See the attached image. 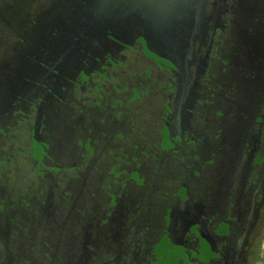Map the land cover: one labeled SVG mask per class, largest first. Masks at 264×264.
Here are the masks:
<instances>
[{
	"label": "flooded vegetation",
	"instance_id": "flooded-vegetation-1",
	"mask_svg": "<svg viewBox=\"0 0 264 264\" xmlns=\"http://www.w3.org/2000/svg\"><path fill=\"white\" fill-rule=\"evenodd\" d=\"M109 1L97 4L102 13L96 8L89 23L81 14L85 9L67 12L74 14L67 30L71 22L87 19L83 26L91 34L83 43H69L64 32L61 40L76 45L77 54L65 72L74 73L86 61L78 68L84 84L74 93L85 86L94 90L97 96L85 102L106 105L117 126L109 128L112 141L104 140L107 118L97 113L102 140L97 138L96 148L90 149L92 138L79 139L83 169L89 173L82 180L91 178L102 188L101 179H115L116 165L124 160L122 171L133 185L122 202L126 193L111 188L108 180L106 203L95 206L104 218L91 222L88 231H71L75 244L62 264H229L242 247L248 264L264 239V0H167L168 12L163 13L152 8L165 0H135V6L133 0ZM119 6L125 20L113 12ZM109 25L118 41L106 32ZM85 102L74 103L78 114ZM139 104L145 109L142 117ZM125 149L129 152L123 159L117 151ZM103 156L113 162L106 168ZM154 160L161 163L152 164ZM41 177L39 189L51 183ZM166 182L163 192L151 187ZM34 192L29 187L12 199L16 208L27 207L29 218L40 205ZM3 203L0 215L7 212ZM121 204L126 213L116 220ZM48 223L45 235L51 230ZM257 225L260 233L254 236ZM15 244L1 264H53L50 250L42 251L37 262ZM141 248L143 256L132 258Z\"/></svg>",
	"mask_w": 264,
	"mask_h": 264
},
{
	"label": "rangeland",
	"instance_id": "rangeland-1",
	"mask_svg": "<svg viewBox=\"0 0 264 264\" xmlns=\"http://www.w3.org/2000/svg\"><path fill=\"white\" fill-rule=\"evenodd\" d=\"M107 1L109 0H101L100 2L99 0H0V139L2 141L0 148L5 150L7 154L11 153L12 150V146L10 145L12 134L10 135L9 130L13 127L12 125L15 123L16 118L17 120L20 117L22 118L23 113L28 109L25 102L28 98H33V92H31L33 88L40 86L42 89L44 88L48 90L46 83H50V79L44 81V77L49 66L56 63V61H59L60 63L57 73H62L63 66L68 65V63L72 64V60L74 61L77 56L76 51L73 48L76 47V45H64L61 40L64 32L67 30L68 23L74 17V14L68 16L67 12L69 10L78 12V10L85 9L86 14H90L94 12L96 8L98 10L99 5L97 4H106ZM134 1L135 0L131 1V4L135 6L136 3H134ZM154 1L155 0H150L149 2ZM166 1L167 0H165V3H156L152 8V11L154 10L160 13L168 12ZM102 9L103 8H100L98 11L101 12ZM97 10L95 12H97ZM113 12L121 19L126 17L124 10H122V6L115 7ZM91 16L93 15L91 14ZM89 22L90 20L88 19V23ZM109 26L106 28H109ZM109 29L110 30H107L106 32L111 34L110 31H112L115 34L114 28L111 27ZM113 38L117 40L118 35H113ZM80 59L78 58V62ZM86 64L85 61L84 65L86 66ZM80 66L82 65L78 64L74 72H77ZM165 69L168 68L166 67ZM73 75V73H67L66 76L64 75V79L66 78L67 82L65 81L62 85H60V82H55V84H53V81L51 82V85L61 86L58 88L59 90L57 93H59L63 97V100L66 101L62 125L58 126L56 118L51 117L46 121L47 123L44 127L43 134L41 133V128L40 131L35 132L39 137L45 135L47 136V139L50 138L49 146L47 147L51 150V154L48 156L44 155L46 165L48 164L47 166L49 167L47 171L50 170L52 175L48 180L52 183L55 182V180L59 181L57 184L58 189H60V187H62L63 190L68 189V203L66 201L64 203L59 202L60 200L53 196V193H51L52 190L48 189V186H40V190H38L39 183L36 180H33L34 182L31 183L30 187L33 192L37 189V194L35 192L33 193L34 199L37 203L38 201L42 202L43 206L37 204L36 207H34L35 209H32V214L29 218L27 207L16 208L13 206L12 199L16 195L19 196L18 191H11L9 188H3V181L0 180V201L4 202L5 209H7V212L0 215V264L7 261L5 255L9 254L14 243H16V249H20V252L26 256H32L37 262L42 261V251L48 249L47 251L50 250V252L53 253L52 256H55L53 264H62L64 261L63 257L68 255L69 251L67 249L71 248L72 250L73 244H75V237L72 236V232L74 230L76 231V228L77 230L79 229L78 231L81 233L83 231H88V225H90L91 222L94 224L97 220L104 218L105 215L102 213V209L96 210L95 206L99 201L106 198L103 191L106 190L104 186L109 185L108 180L111 182V188L118 190V193H126L122 202H125L126 197L129 196L130 191L128 189L133 184L129 183L130 180L128 179V176L130 174L122 171L124 160L120 165L118 163L116 165L115 170L117 173L115 174V179H107L106 177L101 179L100 185L102 188L97 187V183H90L91 178L88 183H85L82 180V177L84 179L85 175H88L89 173L86 172L85 168L83 169V156L85 155V152L79 149L78 146L72 144L74 142V137L79 136L78 138L82 139L83 137L92 138L93 143L96 142L97 138H100L98 136L100 134H97L96 132L98 124L96 123V119H94L96 118L97 113H101L107 118L105 119V127L108 128V134L104 137V140H107L108 142L112 141L114 132H111L109 128H111L112 125L114 128L117 126L114 122L110 121L111 116L106 105L100 103L88 106L87 102H85L86 99L90 101L91 98L97 96L94 90H89V92L87 90L79 91V95L75 94L77 99L75 101L70 97L67 88L71 87V89H75V92L78 93L76 75L75 78H73ZM144 80L148 82V80H152V78L149 77ZM79 85L82 84H78V86ZM104 85L106 86L105 83ZM177 89H179L178 86H175L174 90ZM35 99L40 101L41 97L36 95ZM150 100L151 98L148 97V99L143 102L144 105ZM44 101L49 105L47 111L50 114L52 111L51 108L54 106L53 103L56 104V100L45 98ZM76 101L86 103L81 115L74 112L70 105L71 102ZM137 111L142 117L145 113L144 106L139 104ZM76 114L80 118L77 121L74 120V117L77 118ZM138 121L142 122L140 119ZM62 126L63 129H60ZM32 129L33 128L30 126L27 128L23 127L21 132L23 135L26 132L33 134ZM122 129L123 128L121 127V130ZM58 133L60 134V139L59 136H57ZM158 134L159 133H156V137ZM100 140L102 139L100 138ZM149 140L153 141L151 138ZM80 144L81 143H79V146ZM104 146L107 145L105 144ZM94 147L95 143L90 149H93ZM97 148L99 149V145ZM116 148L117 147H114V151ZM154 149L156 150V158H161L160 150L156 148ZM33 150L35 152L37 147L34 146ZM125 150L117 151L123 159H126L125 156H127V152H129ZM94 151L96 152V149ZM1 156L3 155L1 154ZM26 157V155L23 156L19 170L24 171L25 169L27 173H30L31 169H33L34 161H30V159ZM101 158L103 162V165L101 166L104 168L112 162V159L108 156H103ZM162 159L166 160L165 158ZM166 161L173 160L168 158ZM179 162H182V159ZM158 163L160 164L161 162H156L154 160L152 164L156 165ZM146 164L148 165L149 162ZM37 166L38 165L36 164V167ZM172 166L174 165L172 164ZM171 168L174 170V167ZM65 170H71V175L68 176V173ZM0 179L2 178L0 177ZM21 180L24 183V186L28 184V181L25 179L21 178ZM166 180L169 181V179ZM121 181L125 182V184L121 183ZM168 183L169 182H166L165 184H162V186L157 184L150 186L154 187L155 191L162 190L163 192V190L165 191V188H168L166 186ZM117 184L118 186L121 185L122 188H119ZM150 186L146 187L149 188ZM170 187H172V184ZM26 192H29V188ZM139 194L144 196L143 190L139 192ZM38 195H40V197ZM30 196H32L31 192ZM134 199L139 198L135 197ZM106 200L107 199H105V203ZM62 208L64 209L62 210ZM116 209V211L119 210V216L115 215V219L117 220L120 218V215L126 213V209H124L123 204L117 206ZM49 221H51V223H48ZM47 223L51 230L50 233L45 235ZM256 227V230L258 229V231H256L254 236L260 233V226L257 225ZM25 228L26 230L24 231L26 232H23V229ZM77 236L81 239L80 234ZM45 239L50 240L53 247L47 244ZM115 249L118 250V246H115ZM260 249V245H258V247L256 245V252ZM13 250L14 249H12V251ZM142 250H144V248H141L140 250L135 249V251L132 252L133 255L130 253L132 255L131 257H137L140 259L144 253ZM256 252L254 250V256H257ZM253 259L254 258L252 257L251 260L253 261Z\"/></svg>",
	"mask_w": 264,
	"mask_h": 264
},
{
	"label": "water",
	"instance_id": "water-1",
	"mask_svg": "<svg viewBox=\"0 0 264 264\" xmlns=\"http://www.w3.org/2000/svg\"><path fill=\"white\" fill-rule=\"evenodd\" d=\"M81 14H82V17L83 16L89 17V20L93 19V17L91 16V14L93 15V12L90 13L89 16L84 11H82ZM84 21H87V19H83L80 22L78 20H76V22L73 23V25H71L68 28L67 33H66V36L68 37L67 42L71 43V41L73 40V41H81L83 43L85 41V39L87 38V36H89L91 34V33H89V31H86V29L84 28L83 24L85 26L87 25V23H84ZM81 46H83V45H81ZM68 62H69V60H68ZM79 62H80V60H79ZM59 63H60L59 61H56V63L50 65L49 69H47V71L45 72L44 81L47 79H50L49 80L50 83H46L48 90H46L44 88L42 89V87H40V86H36L35 88H33V90L31 91V92H33V98H28V100L25 102L28 109L23 113L22 118L20 117L21 120H20V118L18 120L16 118L15 123L12 125L13 127H11V129L9 130L10 135L12 134L11 135L12 136L11 141H10V145L12 146L11 153L7 154V152L5 150H2L0 148V169H1L0 177L2 178L0 180L3 181V188H9L11 191L17 190L19 194H24L27 191V189L31 186V183L34 182L33 180H36L38 183H40V185L43 184L42 183L43 182L42 177L40 178L41 174H43L44 176H47L49 178H51V176H52L50 173L51 171L50 170L47 171L48 168H46V166H44V165H46V159H45L44 155L48 156L51 154V150L48 149V147H47V146H49L50 138L47 139V136H45V135L43 137L42 136L39 137V136H37L38 134H36L35 132L40 131V128H41V133L43 134V130L45 129L44 127L47 123L46 121H48L51 117L56 118V120L58 122V126L62 125V123H63V119H64L63 117L65 114L64 107L66 106V101L63 100V97L59 93H57V91L59 90L58 88L61 87L60 85L64 84L65 81L67 82V79L66 78L64 79V75L66 76V74H67L65 72V68L67 66L70 67V65H72V64L68 63V65H64L63 66V72L57 73ZM80 63L82 66L84 65V63L82 61ZM73 74H74L73 78H75V75H76L77 85L78 84H84V82H82V79L79 77L78 70H77V72H74ZM57 77H59V78H57ZM52 81H53V84H55V82L56 83L60 82L61 84L58 86H56V85L54 86V85H51ZM85 87H84V90H85ZM49 89L52 91H50ZM67 90H68L67 92L70 95V97L74 101L77 100L75 97L76 95L74 93L75 89H71V87H70V88H67ZM36 95H39L41 97V99H40L41 102L38 99H35ZM30 96H31V94H30ZM45 98L46 99L49 98L51 100H56V104L53 103L54 106L51 108L52 111L50 114L47 111V108L49 105L44 101ZM74 103L80 104V102L76 101V102H71V104H70L72 106L73 111L77 113V109L75 108ZM20 109H22V108H20ZM77 114H76L77 118L74 117L75 121L80 119ZM79 115H81V114H79ZM45 117H46V120H45ZM28 126L33 128L32 129L33 134L26 132L23 135L21 130L23 129V127L27 128ZM60 129H63V126ZM58 134H57V136H59V139H60V134L59 135ZM78 137L79 136L74 137V142L72 141L73 145L78 146L77 143L79 142V139H80ZM0 141H1V139H0ZM0 145H2V141L0 142ZM11 146H10V148H11ZM34 146L37 147V150L35 152L33 150ZM1 147H3V146H1ZM1 154L3 156H1ZM24 155H26L27 156L26 158L30 159V161H33V160L37 161L35 163L38 166L36 167V164H35V166H33V169H35V171L33 169H31V172L27 173V171L25 169H24V171L19 170V167L21 166V163H22L21 161H22V158ZM65 171H67V170H65ZM21 178L28 181L29 185L26 184V186H24L23 185L24 183L22 182ZM15 179L17 182L15 181ZM58 182L59 181H57V180H55V182H53V183L51 182V184L48 185V188H50L52 190L51 193H53V196H55L58 200L60 199L61 196H63V198L59 202L64 203L66 201L68 203V198H66V195L64 194V192L68 193L67 192L68 189L63 190L62 187H60V189H58V187H57ZM38 196L40 197V195H38ZM53 199H54V197H53ZM44 200H45V198H44ZM46 200H47V197H46ZM0 202H2V201H0ZM38 202L40 203V205L43 206V203H41L40 201H38ZM57 208H59V207H57ZM63 209L64 208H62V210ZM53 215H54V213H53ZM240 250H241V253H240L239 257H238V252L236 251L234 256L232 257V260H235L236 258H238V259H240L239 264H244V257H245L246 251L243 247ZM232 260L229 262V264H232ZM237 263H238V261H237Z\"/></svg>",
	"mask_w": 264,
	"mask_h": 264
},
{
	"label": "crops",
	"instance_id": "crops-1",
	"mask_svg": "<svg viewBox=\"0 0 264 264\" xmlns=\"http://www.w3.org/2000/svg\"><path fill=\"white\" fill-rule=\"evenodd\" d=\"M260 247L261 249L256 252L257 256H254L255 253L253 252V255H251V257H253L254 259L253 261L250 260L248 264H264V239L263 241L261 240Z\"/></svg>",
	"mask_w": 264,
	"mask_h": 264
},
{
	"label": "trees",
	"instance_id": "trees-1",
	"mask_svg": "<svg viewBox=\"0 0 264 264\" xmlns=\"http://www.w3.org/2000/svg\"><path fill=\"white\" fill-rule=\"evenodd\" d=\"M44 166H46V168H48L49 169V167L47 166V165H44ZM104 188H106V193L108 192V190H109V185H107V186H104ZM39 189V188H38ZM40 190V189H39ZM36 191H37V189H36Z\"/></svg>",
	"mask_w": 264,
	"mask_h": 264
}]
</instances>
